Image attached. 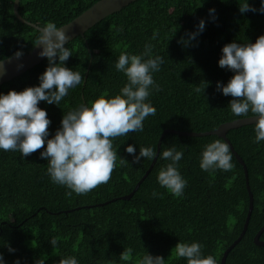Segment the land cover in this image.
I'll use <instances>...</instances> for the list:
<instances>
[{"label": "trees", "instance_id": "trees-1", "mask_svg": "<svg viewBox=\"0 0 264 264\" xmlns=\"http://www.w3.org/2000/svg\"><path fill=\"white\" fill-rule=\"evenodd\" d=\"M98 0H20L18 12L26 21L43 27L68 23ZM246 0H134L65 44L72 51L66 67L84 75L85 83L70 89L56 104L41 101L52 121L49 139L61 127L64 114L89 105L99 96L111 98L127 83L115 63L121 52L139 55L152 44L153 57L164 63L153 73L161 91L152 89L147 102L156 114L144 121L143 132H130L113 141L117 167L108 183L86 195L66 196L65 186L52 182L48 161L41 149L28 157L18 151L0 149V253L4 264H59L62 257L75 256L78 264H126L119 259L124 248L133 249V261L146 254L163 256L166 264H187L184 258H169L179 242H198L203 256H214L217 264L224 250L238 237L248 210V193L242 165L231 152L234 169L215 175L200 168L205 145L223 138L216 134L192 136L179 132H207L243 116L228 108L231 96L217 90L234 73L219 66L222 48L232 42L255 43L264 35L262 0H248L257 11L241 13ZM13 0H0V61L22 52L28 54L40 31L20 22L13 14ZM215 9V12H210ZM205 28L198 32L200 21ZM158 32L155 40L153 33ZM198 35L190 40L192 33ZM184 42H181V41ZM57 63L59 60L57 58ZM48 66L47 57L24 73L0 85V94L38 86ZM207 82V83H206ZM206 88L199 93L194 88ZM249 116H252L249 113ZM248 116V117H249ZM255 124L227 132L234 151L242 159L253 196V208L243 237L228 252L225 264H264V245L254 236L264 223V141L255 140ZM163 135L157 147L160 135ZM133 145L158 149L147 176L129 199H123L144 175L152 160L134 156ZM46 147V145H45ZM183 152L178 167L187 181L182 197H174L159 185L157 175L169 161L159 159L164 149ZM128 162L121 166L119 159ZM234 177V178H233ZM153 191L162 195L152 196ZM58 237V253L50 239ZM264 241V230L259 236ZM9 248L14 249L10 252Z\"/></svg>", "mask_w": 264, "mask_h": 264}, {"label": "clouds", "instance_id": "clouds-1", "mask_svg": "<svg viewBox=\"0 0 264 264\" xmlns=\"http://www.w3.org/2000/svg\"><path fill=\"white\" fill-rule=\"evenodd\" d=\"M239 11L245 13L257 10L246 0L239 3ZM259 11L264 13V0ZM210 12L214 13L215 9ZM204 28L205 21L201 20L198 32ZM198 32L192 33L190 40H194ZM157 35L158 32H154L152 39L155 40ZM68 40L65 31L54 22H47L40 29L35 46H42L39 55L47 57L48 66L39 77L38 86L0 94V149L18 151L23 157L44 149L40 154L42 159L48 161V175L53 183L69 189L66 196L71 197L73 192L86 195L108 183L118 160L113 141L130 132H143L145 119L156 114V108L147 101L152 89L161 91L153 73L160 70L164 60L159 55L153 57L152 44H146L139 55L121 52L115 68L126 76L127 83L119 94L111 98L101 95L90 102V106L81 104L68 111L63 115L61 127L49 139L52 121L47 111L39 107L40 102L59 106L70 89L85 83L84 75L66 67V62L72 56V51L65 47ZM22 54L17 52L14 55L20 57ZM219 66L232 71L234 75L226 85L218 82L217 90L233 98L228 108L235 116L248 117L251 113L252 117L257 118L254 123V143L259 144L264 141V35L259 36L255 43L226 44L222 48ZM205 89L197 85L194 91L199 93ZM126 151L134 156V163H139L141 158L153 160L157 157V152L151 147H141L138 156L133 145H129ZM182 158L183 152L177 151L175 147L164 149L159 155V159L169 163L160 168L157 181L177 198L183 196L187 186L178 167ZM231 161L229 145L217 139L205 145L200 168L214 176L217 170H233ZM127 162L123 158L119 159L121 166ZM158 195L161 194L153 191V197ZM58 241V237L50 239L56 255H59ZM202 247L198 242H179L169 258H184L187 264H217L214 256H203ZM9 251L14 249L9 248ZM45 259L37 260L36 264H44ZM119 259L131 264L133 249L124 248ZM0 264H4L2 253ZM16 264H20L19 260ZM59 264H78V260L75 256L62 257ZM135 264H166V260L163 256H153L147 252L137 258Z\"/></svg>", "mask_w": 264, "mask_h": 264}, {"label": "water", "instance_id": "water-1", "mask_svg": "<svg viewBox=\"0 0 264 264\" xmlns=\"http://www.w3.org/2000/svg\"><path fill=\"white\" fill-rule=\"evenodd\" d=\"M20 0H13V14L15 17L22 23H25L36 30L40 31L42 27L37 26L36 24L30 23L26 21L24 18H22L18 12V6H19ZM134 0H98L94 4H92L89 8L84 10L81 14L76 16L74 19L69 21L66 24H63L59 26V28H62L66 35L69 37V41H71L73 38L77 37L78 35L83 36L84 32L87 31L90 27L95 25L97 22L105 18L106 16L119 11L122 7L128 5ZM38 40L36 41V43ZM36 45V44H35ZM32 48V50L23 56L16 57L12 56L10 58H5L4 60L0 61V85L11 80L12 78L24 73L28 69L32 68L33 66L40 63L43 59L46 57H41L39 53L42 51V46L37 45ZM257 118L249 116L244 118L235 119L232 121L225 122L221 125H219L216 129L210 130L207 132H201V133H195V132H179V131H171L178 133L179 135H192V136H201V135H210V134H216L224 139V141L229 145V149L234 154L237 161L242 165L244 175H245V184H246V190L248 193V210L246 213L245 221L242 227L241 232L239 233L238 237L224 250L222 257L220 259V264H225L226 256L228 252L240 241V239L243 237L248 221L252 212L253 208V196L249 188L248 180H247V170L246 167L242 161V159L239 157V155L234 151L230 141L227 138V132L231 129L248 125L255 123ZM167 132H170L169 130H165L159 137L157 147H159L161 139L163 135ZM157 155H158V149H157ZM156 158H154L148 169L145 171L144 175L139 179V181L134 186L133 190L127 195L123 196V199H129L130 196L134 193V191L138 188L139 184L142 182V180L147 176L148 172L150 171L151 167L153 166ZM264 230V223L262 227L259 229V231L254 236V243L259 246L264 245V241L259 240V236Z\"/></svg>", "mask_w": 264, "mask_h": 264}]
</instances>
